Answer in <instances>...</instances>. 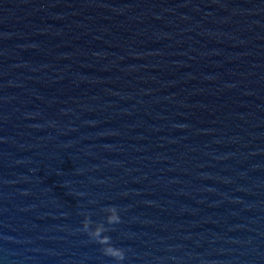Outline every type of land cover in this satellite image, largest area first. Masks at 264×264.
<instances>
[{
	"label": "water",
	"instance_id": "95a60500",
	"mask_svg": "<svg viewBox=\"0 0 264 264\" xmlns=\"http://www.w3.org/2000/svg\"><path fill=\"white\" fill-rule=\"evenodd\" d=\"M264 264V0H0V264Z\"/></svg>",
	"mask_w": 264,
	"mask_h": 264
},
{
	"label": "clouds",
	"instance_id": "9594fccd",
	"mask_svg": "<svg viewBox=\"0 0 264 264\" xmlns=\"http://www.w3.org/2000/svg\"><path fill=\"white\" fill-rule=\"evenodd\" d=\"M82 215H84V221L81 230L102 246L101 250L105 256L113 258L116 264H121L125 259V251L115 247L112 244L111 237L106 234L110 230L106 225H115L121 222L119 210L114 206L106 208L105 221L96 223L94 226L88 213L85 212Z\"/></svg>",
	"mask_w": 264,
	"mask_h": 264
}]
</instances>
